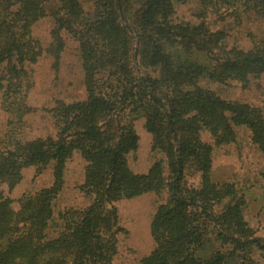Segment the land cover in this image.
Masks as SVG:
<instances>
[{
    "label": "trees",
    "instance_id": "obj_1",
    "mask_svg": "<svg viewBox=\"0 0 264 264\" xmlns=\"http://www.w3.org/2000/svg\"><path fill=\"white\" fill-rule=\"evenodd\" d=\"M51 0H0V90L19 94L25 66L43 52L31 35ZM242 0H197L195 25L174 20L184 0H94L86 18L79 0H56L45 50L57 68L62 34L78 43L87 98L52 108L55 139L9 142L0 151V264H111L120 231L112 203L146 193H167L150 222L153 251L139 264H230L264 253V239L243 219V197L234 184L211 179L214 149L235 143L247 130L264 155V102L255 107L224 100L201 82H237L264 75V40L247 51L224 46L208 13L232 11ZM264 22V0H243ZM143 119L150 150L163 155L145 174L133 173L126 156L137 149L134 122ZM205 132L212 143L203 142ZM86 162L78 189L90 197L82 209L58 214L49 233L52 203L73 151ZM53 163L51 186L11 198L22 171L38 174ZM198 173V187L187 173ZM227 202L220 210L215 206ZM208 249V251L206 250ZM206 251V252H205Z\"/></svg>",
    "mask_w": 264,
    "mask_h": 264
},
{
    "label": "rangeland",
    "instance_id": "obj_2",
    "mask_svg": "<svg viewBox=\"0 0 264 264\" xmlns=\"http://www.w3.org/2000/svg\"><path fill=\"white\" fill-rule=\"evenodd\" d=\"M79 1L85 17L91 18L94 0ZM242 4L243 0L238 1L232 11L223 14L208 13L205 22L211 31L222 30L226 34L223 42L225 47L247 51L264 40V22L253 10ZM56 5V0L48 2V15L31 28V35L39 42L43 52L34 64L25 66L27 76L21 92L11 96L0 90V151H4L9 142L55 139L58 128L51 111L54 105L57 102H84L87 98L78 43L68 34H62L64 49L59 55L57 68L54 67L53 58L45 52L51 43L50 32L53 28L49 13L54 11ZM198 10L197 0H184V3L175 5L174 20L195 25L200 21L197 18ZM200 85L224 100L255 107L264 102V75L250 77L244 88L237 82L217 84L203 81ZM133 125L138 137L137 149L126 156V161L133 173L145 174L154 162L164 158L160 153L151 152L150 136L144 129L143 119H137ZM235 132V143L214 149L211 179L215 183L235 185L237 195L244 200L242 214L247 227L254 236L264 239V155L250 143L246 129L238 127ZM200 136L203 142L212 143L207 133L202 132ZM85 166L86 162L76 150L65 161L63 185L52 203L54 219L49 228L50 234L57 230L60 212L71 208L82 209L90 204V197L78 189L84 180ZM185 180L196 188L200 184V175L190 172ZM52 181L53 163L38 174L33 167L25 168L21 182L10 196L16 200L23 193L51 186ZM167 198L166 192L160 195L146 193L112 203L120 231L116 235L117 252L111 264H139L143 257L153 251L155 244L150 235V222ZM226 202L224 200L215 206V211L220 210ZM250 259L256 264H264V253L253 250ZM243 262L241 258H236L229 263Z\"/></svg>",
    "mask_w": 264,
    "mask_h": 264
}]
</instances>
